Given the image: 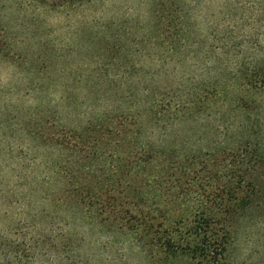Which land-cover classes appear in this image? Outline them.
<instances>
[{"label":"rangeland","instance_id":"obj_1","mask_svg":"<svg viewBox=\"0 0 264 264\" xmlns=\"http://www.w3.org/2000/svg\"><path fill=\"white\" fill-rule=\"evenodd\" d=\"M0 37V264H193L85 215L78 183L116 195L145 139L235 149L244 115L264 143V90L240 79L264 60V0H0ZM251 199L227 264H264Z\"/></svg>","mask_w":264,"mask_h":264},{"label":"trees","instance_id":"obj_2","mask_svg":"<svg viewBox=\"0 0 264 264\" xmlns=\"http://www.w3.org/2000/svg\"><path fill=\"white\" fill-rule=\"evenodd\" d=\"M87 2L78 0V7ZM240 79L251 90H264V60L240 68ZM152 118L146 116L155 123L154 114ZM244 119V136L233 142L235 149L186 150L183 146L166 153L145 139L134 145L135 157H129L137 161L127 162L124 157L127 163L123 179L116 178L117 194L106 184L97 191L83 178L78 183L79 206L98 223L131 235L150 258L227 264L234 226L249 209L252 196L261 197L264 189L258 176V169H264V143L256 138L259 132L253 130L249 116ZM142 131L144 136L149 134ZM13 259L7 255L3 263L13 264Z\"/></svg>","mask_w":264,"mask_h":264}]
</instances>
